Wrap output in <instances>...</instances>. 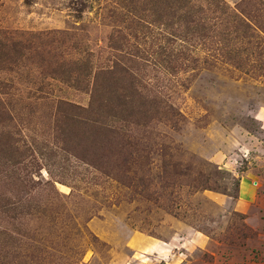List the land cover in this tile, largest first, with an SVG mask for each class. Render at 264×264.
Listing matches in <instances>:
<instances>
[{
    "label": "rangeland",
    "instance_id": "374dc122",
    "mask_svg": "<svg viewBox=\"0 0 264 264\" xmlns=\"http://www.w3.org/2000/svg\"><path fill=\"white\" fill-rule=\"evenodd\" d=\"M186 2L0 0V264H264V0Z\"/></svg>",
    "mask_w": 264,
    "mask_h": 264
},
{
    "label": "trees",
    "instance_id": "16d2710c",
    "mask_svg": "<svg viewBox=\"0 0 264 264\" xmlns=\"http://www.w3.org/2000/svg\"><path fill=\"white\" fill-rule=\"evenodd\" d=\"M186 1L189 2L190 0H156L155 4H158L152 9L155 15L154 22H158L159 24L165 23L167 26L169 24L171 28L170 30H172L170 34L172 35L175 41H177L176 39L178 37H181L180 39H182V41L184 42V34L187 36L195 33L197 34L198 39L202 37L201 30L190 29V25L188 23L193 22L192 18L190 17V11L184 13V22L176 18V13L182 12L183 8H185V5H188ZM179 23H181V25ZM178 30H182L181 36H176L175 33ZM205 37H207L206 34H204V38ZM0 136L2 138L0 140V159L1 157H10L13 154L11 150L14 149L12 145L15 141L10 139L9 132L4 133V135L0 134Z\"/></svg>",
    "mask_w": 264,
    "mask_h": 264
},
{
    "label": "crops",
    "instance_id": "0c3cea01",
    "mask_svg": "<svg viewBox=\"0 0 264 264\" xmlns=\"http://www.w3.org/2000/svg\"><path fill=\"white\" fill-rule=\"evenodd\" d=\"M156 247H157V249L160 248V246H158V245H157ZM157 252H158V251H157Z\"/></svg>",
    "mask_w": 264,
    "mask_h": 264
}]
</instances>
